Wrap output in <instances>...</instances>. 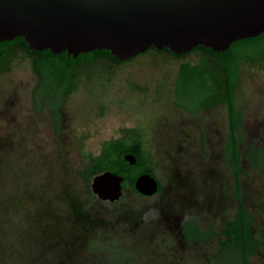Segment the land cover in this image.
<instances>
[{
    "label": "rangeland",
    "instance_id": "obj_1",
    "mask_svg": "<svg viewBox=\"0 0 264 264\" xmlns=\"http://www.w3.org/2000/svg\"><path fill=\"white\" fill-rule=\"evenodd\" d=\"M200 56L147 49L121 63L96 58L61 71L72 86L64 96L47 95L53 68L43 63L38 79L25 51L8 57L0 66V264H237L229 251L213 258L237 205L226 107L203 93L197 68L177 75ZM233 97L241 201L264 239V63L241 64ZM136 140L138 169H149L160 189L143 196L123 186L118 200H98L85 171L109 142ZM245 149H259L256 166ZM188 220L208 235L187 240ZM248 262L264 264V243Z\"/></svg>",
    "mask_w": 264,
    "mask_h": 264
},
{
    "label": "water",
    "instance_id": "obj_2",
    "mask_svg": "<svg viewBox=\"0 0 264 264\" xmlns=\"http://www.w3.org/2000/svg\"><path fill=\"white\" fill-rule=\"evenodd\" d=\"M262 32L264 0H0V42L21 37L28 51L72 58L106 50L124 61L148 48L178 55L196 46L219 52ZM123 159L136 162L131 153ZM121 183V175L104 170L89 186L98 200L114 202ZM133 187L150 196L157 179L143 172Z\"/></svg>",
    "mask_w": 264,
    "mask_h": 264
},
{
    "label": "trees",
    "instance_id": "obj_3",
    "mask_svg": "<svg viewBox=\"0 0 264 264\" xmlns=\"http://www.w3.org/2000/svg\"><path fill=\"white\" fill-rule=\"evenodd\" d=\"M18 49L25 51L26 55L31 58V66L38 79L43 77L40 69L43 63L56 71L49 76L50 84L53 85L48 89V96H52L55 92L64 96L72 87L70 79L66 78L64 73L61 72L63 70L70 71L76 66L87 65L96 58H107L113 63L123 62L113 59L106 50L79 54L75 58L67 56L65 53L51 54L47 50L39 52L28 51L23 39L21 37H16L9 41L0 42V66L6 65L8 57L15 54ZM160 51L166 52V49L163 48ZM191 51H200L201 56L199 60L192 66L188 63L181 64L177 75H181L183 69L192 67L197 68L199 70V76L202 77L204 84L202 86L203 93L207 91V94L209 93L211 96H218L226 107L229 135L224 147V152L232 170L234 196L237 203L235 216L227 221L220 230L222 238L218 239L219 250L213 255V258L223 261L224 253L229 251L230 254L236 256L237 264H249V257L264 243V239L262 233L258 237L254 236L252 227L253 217L241 202L239 178L242 169L240 167L237 139L240 126V110L235 107L233 96L238 86L241 64L244 62L264 63V32L253 38L234 41L224 51L213 52L209 48L203 46H196ZM182 55L184 54H179L176 57ZM208 61H210L212 66H209ZM216 71H220L221 74L217 76ZM220 89L221 92L219 93ZM205 102H207V100L203 103ZM51 115L52 123L57 130L59 127L57 109L51 110ZM109 143L113 144L114 147L112 149H106L105 153L98 157L94 165L85 171V179L101 171L109 170L122 176V187L130 186L133 189L134 180L140 173L147 172L152 175L149 169H138L142 156L141 144L138 140L124 148L118 147L113 142ZM247 150L248 149H245L243 151V155L249 160L252 166H256V163L261 159L259 149H253L251 152ZM111 152L116 155V158L112 159L110 157ZM126 153H131L135 156L136 162L134 164H129L123 159V155ZM187 226L188 222L183 225L182 230L187 239H190L188 233L191 231L196 233V231L194 232V229H191L192 226ZM202 236H204L203 233H197L194 235V238L201 239Z\"/></svg>",
    "mask_w": 264,
    "mask_h": 264
},
{
    "label": "flooded vegetation",
    "instance_id": "obj_4",
    "mask_svg": "<svg viewBox=\"0 0 264 264\" xmlns=\"http://www.w3.org/2000/svg\"><path fill=\"white\" fill-rule=\"evenodd\" d=\"M161 50V49H160ZM160 50H155L156 52H162V51H160ZM145 52V51H144ZM166 52L167 53H170V52H168L167 50H166ZM190 52V51H189ZM188 53V52H187ZM171 55H173V56H177V55H175V54H172V53H170ZM182 54H186V53H182ZM179 55V54H178ZM136 56V55H135ZM134 57V56H133ZM132 58V57H131ZM130 59V58H129ZM129 59H126V60H124V61H127V60H129ZM123 61V62H124ZM204 104H208V102H205V103H203L202 105H204ZM196 111V110H195ZM192 112H194V111H192ZM160 189V184H159V182H158V180H157V188H156V192H158V190ZM242 202V201H241ZM188 222V226L187 227H191V229L193 230L194 229V232L196 231V233H193L192 231L191 232H189L188 233V235H189V238L190 239H187V237L185 236V234L183 233V230H182V228H183V225L185 224V223H187ZM181 232H182V235L187 239V240H189V241H191V242H197V241H200V240H202V239H204L208 234H207V230L205 229V230H200V229H198V227H197V225H196V223L194 222V221H192V220H188V221H184V222H182V224H181ZM197 233H203V235L204 236H202L201 237V239H196V238H194V235L195 234H197ZM261 233V232H260Z\"/></svg>",
    "mask_w": 264,
    "mask_h": 264
}]
</instances>
